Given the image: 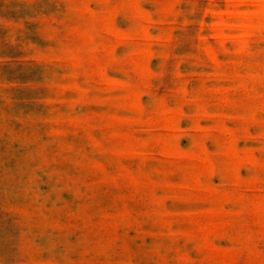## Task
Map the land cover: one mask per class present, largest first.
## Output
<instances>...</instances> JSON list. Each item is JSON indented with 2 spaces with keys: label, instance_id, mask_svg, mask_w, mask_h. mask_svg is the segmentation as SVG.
Wrapping results in <instances>:
<instances>
[{
  "label": "rangeland",
  "instance_id": "obj_1",
  "mask_svg": "<svg viewBox=\"0 0 264 264\" xmlns=\"http://www.w3.org/2000/svg\"><path fill=\"white\" fill-rule=\"evenodd\" d=\"M0 264H264V0H0Z\"/></svg>",
  "mask_w": 264,
  "mask_h": 264
}]
</instances>
